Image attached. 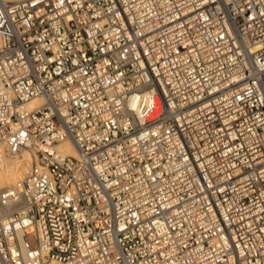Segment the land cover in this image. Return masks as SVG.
I'll return each instance as SVG.
<instances>
[{
    "label": "built area",
    "instance_id": "built-area-1",
    "mask_svg": "<svg viewBox=\"0 0 264 264\" xmlns=\"http://www.w3.org/2000/svg\"><path fill=\"white\" fill-rule=\"evenodd\" d=\"M22 149L0 264H264V0H0Z\"/></svg>",
    "mask_w": 264,
    "mask_h": 264
},
{
    "label": "bare ground",
    "instance_id": "bare-ground-1",
    "mask_svg": "<svg viewBox=\"0 0 264 264\" xmlns=\"http://www.w3.org/2000/svg\"><path fill=\"white\" fill-rule=\"evenodd\" d=\"M38 100L28 102V107H32L33 103L38 102ZM56 149L65 154L75 155V149L68 141L59 143L56 145ZM31 159L32 153L29 149H22L19 154L5 155L0 169V189L21 178L28 170Z\"/></svg>",
    "mask_w": 264,
    "mask_h": 264
}]
</instances>
